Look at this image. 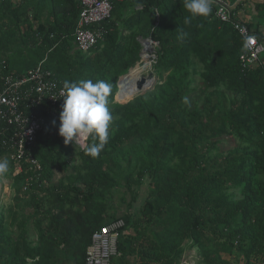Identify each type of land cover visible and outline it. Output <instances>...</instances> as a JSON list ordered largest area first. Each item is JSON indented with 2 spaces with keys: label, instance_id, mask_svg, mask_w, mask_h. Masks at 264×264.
Masks as SVG:
<instances>
[{
  "label": "trees",
  "instance_id": "trees-1",
  "mask_svg": "<svg viewBox=\"0 0 264 264\" xmlns=\"http://www.w3.org/2000/svg\"><path fill=\"white\" fill-rule=\"evenodd\" d=\"M109 2L110 18L88 27L90 32L101 28L103 39L85 54L75 45L81 0H0V78L23 76L40 65L67 93L56 115L47 116L50 126L36 137L32 156L42 170L38 185L31 184V195L41 192L42 180L52 179L54 163L72 176L71 183L56 185L45 197L56 205V213L51 216L47 211L42 218L51 216L48 227L36 220L35 244L25 240L23 225L14 239L0 218V264H56L61 260L56 252L60 246L72 259H80L74 264H83L92 234L107 225L102 215L89 210L88 200L97 188H110L112 178L105 168L115 165L118 149L133 138L139 144L124 151L126 168L135 162L147 172L151 191L134 236L121 219L125 240L118 244L119 256L113 264H126V255L139 256V264H179V244L185 240L202 249L204 264H255L264 257V62L242 68L243 38L233 23L216 20L214 8L205 0ZM127 10L133 15L125 19ZM236 22L264 41L251 24ZM124 23L134 30L128 37L119 35ZM139 38L159 44L155 68L168 73L161 94L147 104L140 97L106 111L119 78L141 67ZM191 56L205 67L200 76L209 92L202 110L190 109L185 100L191 93ZM221 86L241 98L229 101L219 91ZM86 104L94 108V127L81 149L59 127ZM110 117H116L113 123H108ZM111 126L116 138L97 149L94 144L110 141L105 130ZM231 136L247 145L225 155L217 153L211 142ZM71 146L80 149L81 164L75 174L73 159H66ZM7 154V148L0 149V159ZM19 186L23 191L25 183ZM219 227L222 239L206 235V228L215 235ZM52 229L60 237L58 244L48 236ZM220 252L239 256L230 262Z\"/></svg>",
  "mask_w": 264,
  "mask_h": 264
},
{
  "label": "rangeland",
  "instance_id": "rangeland-1",
  "mask_svg": "<svg viewBox=\"0 0 264 264\" xmlns=\"http://www.w3.org/2000/svg\"><path fill=\"white\" fill-rule=\"evenodd\" d=\"M252 4H257L258 11L261 12V15L264 16V0H257L258 3H255L253 0H250ZM248 0H242L241 4L243 6L248 4ZM241 7V10H245ZM131 10H127L123 17L125 19H128L133 14L131 13ZM247 15V14H246ZM247 17V16H246ZM264 20V18H263ZM129 24L122 25L121 31L119 32V35L128 37L131 35L134 30L131 28L129 29ZM135 28V27H134ZM136 28L139 30V26H136ZM140 39V38H139ZM138 39V40H139ZM140 42V41H139ZM153 44L154 50L152 52V69L151 71L147 70L144 74L152 73L154 76V83L153 86L143 93H140L139 95L135 96L134 99L132 98L130 101L123 103L117 96V91L111 101V103L107 106L106 111H111L114 106L116 105H126L128 103L135 102L138 98L144 97L146 100V104L149 103V101L156 99L161 94V89L163 88V84L166 81V78L168 76V73L162 72L160 69L155 68L156 60H157V50H159V44L157 42H151ZM140 47V54L142 53V60H143V52L141 44H139ZM139 54V58H140ZM212 58H215V55H212ZM191 66L189 67V77L188 81L190 94H188L185 98L186 104L190 109H197L202 110V103L205 99L206 94L209 92L205 89L204 84L202 83V79L200 74L205 71L204 64L200 62V60L195 57H190ZM264 62V55L260 58V63ZM138 63V62H137ZM120 79V78H119ZM118 89V88H117ZM220 92H223L229 101L238 100L241 98V95L235 92H229L225 90L222 86L219 88ZM86 104L82 106L77 113L80 116V120L74 125L73 130L74 133L80 143H82V148H85L86 140L92 131L94 127V119H93V113L91 111H87L88 107H85ZM94 109L93 106L91 107V110ZM90 118V121L92 122V126H90V130L88 133L86 132L85 135L79 136L77 127L80 126L81 123L84 122V120ZM116 117L112 118L110 117L108 119V123H113ZM82 127L84 124H81ZM84 130V129H83ZM106 133H110V137L107 138L110 141L104 142L102 141L103 146L99 145V143L94 144L97 149H101L109 145L112 140L116 138L115 130H112V126L105 130ZM88 141V140H87ZM217 143L212 141L211 143L215 145L216 149L218 150L217 153L225 155L227 152L234 148H243L247 144L240 141L237 137L231 136V137H222L217 139ZM85 144V145H84ZM139 140L138 138H133L123 146H121L117 153H119V159L116 161L115 165L113 167H106V171L109 175V177L112 178V184L110 188L106 189V186H101L100 188H97L94 191V194L92 195V198L88 200L89 203V210L93 212V214H100L104 218L103 225L109 224L112 221H116L119 219H122L123 221L128 222V234H131L134 236L135 234V228L138 226V223L143 220V215L141 213V209L144 205L145 200L148 198V195L151 191V183H150V177L147 172H143L141 167H137V164L133 162L128 169L125 165L126 160H124L125 152L129 146L136 145L138 146ZM75 145V144H74ZM76 147H80L78 145H75ZM76 147L71 146L69 149V154L66 155V159H73L72 165L75 167L72 169L73 174L76 173V171L79 169L78 165L80 166L81 162L78 156V151ZM111 149V148H107ZM212 155H214L216 152L212 151ZM12 163L5 157H2L0 159V215L1 220L4 222V227L8 234H12L14 239H18V236L20 235V231L23 225L22 230L25 231L24 238L27 241H31L32 243H36L38 240V235L36 231V220H42V218L46 215L48 211V215L53 213H56V205L55 204H49L46 201H44L45 197H48V193L52 191V189L56 185L66 186L72 181V176H70V171L60 169L56 163L52 164L50 166V172L52 173L51 180L47 181L42 180V183H40V189L41 192L38 193V196L33 198V195H31L30 191H19V185L23 183H27L29 181L33 183H37L40 178L41 171L37 172L34 168H27L25 172L22 174L24 175V179H16L15 176V169L13 171L12 169ZM77 167V168H76ZM20 175V174H19ZM44 177L42 179L46 178V174L43 175ZM91 177V176H90ZM89 177V178H90ZM45 181V182H44ZM38 185V184H33ZM86 188V187H85ZM70 194V193H69ZM74 194L71 193L70 197H72ZM41 201V203H40ZM80 202L83 203L82 198L80 197ZM27 203V204H25ZM29 205V206H28ZM33 206V207H32ZM72 211H76V208L69 207ZM68 207L66 206L64 209V212L67 213ZM4 214V216H2ZM33 216V217H32ZM35 216V217H34ZM51 216L45 220H42V224L44 226L48 227L50 224L52 225ZM62 224H64V216H62ZM7 220V222H6ZM102 225V226H103ZM35 227V228H34ZM221 227V226H220ZM217 228L219 232H217L215 235L214 233H211L209 228H206L205 233L207 236H216L215 239L220 238L222 239V230ZM54 229L51 231L49 230L48 236L53 237L56 239V244H58V240L60 241V237H58L56 234H53ZM57 232V231H55ZM62 236V235H61ZM34 246V245H32ZM179 250L181 252L178 263L179 264H204L203 263V256H202V249L198 248L193 242L190 240H185L182 243L179 244ZM57 254L61 258L60 261H58L56 264H74L80 261V259L76 258L75 260L71 258V253H64L63 252V246H60L56 250ZM219 256H221L223 259L228 260L230 262L238 259L239 254H234L232 256L228 254H224L222 252L219 253ZM127 259L126 264H139L138 257L136 255H126ZM31 263V262H30ZM236 263V262H234ZM254 263V262H253ZM255 264H264V257H260L258 260L255 261Z\"/></svg>",
  "mask_w": 264,
  "mask_h": 264
},
{
  "label": "built area",
  "instance_id": "built-area-1",
  "mask_svg": "<svg viewBox=\"0 0 264 264\" xmlns=\"http://www.w3.org/2000/svg\"><path fill=\"white\" fill-rule=\"evenodd\" d=\"M214 8V18L222 23H233L245 42V48L240 56L242 68L250 69L260 64V58L264 55V41L260 40L254 32L244 24L236 22V6L239 1L229 3L226 0H205ZM82 9L78 28L75 32L76 48L88 53L98 39H103L101 28L96 32H90L88 27L99 26L110 18L111 4L109 0H81ZM137 7L136 9H140ZM141 39H139L140 41ZM153 42V41H152ZM51 74L44 71L40 65L23 76L9 75L1 77L0 87V149L7 148L6 158L12 163L15 175L23 174L27 168L41 171V166L32 156L37 135L50 126L48 115H56L67 99V93L59 89L51 79ZM87 111L92 105H87ZM80 120L77 114H70L60 124L59 131L70 141L82 148L74 133L73 127ZM91 123L90 118L83 123ZM80 124L77 127L78 135L86 134ZM12 129V134L9 130ZM85 145V144H84ZM25 183L24 191H30L31 184ZM36 184V183H33ZM124 222L119 219L113 221L91 236L86 248L83 264H113V259L119 256L117 247L125 240V234L121 231Z\"/></svg>",
  "mask_w": 264,
  "mask_h": 264
},
{
  "label": "bare ground",
  "instance_id": "bare-ground-1",
  "mask_svg": "<svg viewBox=\"0 0 264 264\" xmlns=\"http://www.w3.org/2000/svg\"><path fill=\"white\" fill-rule=\"evenodd\" d=\"M140 44L143 52V62L141 64V67L133 71L132 73H126L118 81L119 92L117 96L121 100V102L124 101V103L130 101L132 98L140 94L135 90V83L147 70L151 71L152 69V52L154 50L153 44L144 39H141ZM153 83L154 81H149L146 89L148 88V86L151 88L153 86ZM90 126H92L91 123L84 124V133H88L91 128Z\"/></svg>",
  "mask_w": 264,
  "mask_h": 264
},
{
  "label": "crops",
  "instance_id": "crops-1",
  "mask_svg": "<svg viewBox=\"0 0 264 264\" xmlns=\"http://www.w3.org/2000/svg\"><path fill=\"white\" fill-rule=\"evenodd\" d=\"M226 1H228L229 3H232V2L234 3L235 1H239V4L236 6V15L238 19L243 20V22L245 23L251 24L252 30H258V32H260V34L264 36V20H263L264 16L261 15V12L258 11L257 4H252V2L248 0L249 1L248 4L246 3V5L243 6L241 4L242 0H226ZM253 1L255 3H258L257 0H253ZM242 6L245 9L243 11L241 10ZM2 216H4V214ZM0 218H1V215H0Z\"/></svg>",
  "mask_w": 264,
  "mask_h": 264
},
{
  "label": "water",
  "instance_id": "water-1",
  "mask_svg": "<svg viewBox=\"0 0 264 264\" xmlns=\"http://www.w3.org/2000/svg\"><path fill=\"white\" fill-rule=\"evenodd\" d=\"M148 42H152L151 39H145ZM149 81H154V76L152 73H147V74H143L135 83V90L137 93H143L144 91H146L147 89H149L150 87H147V84ZM146 89V90H145ZM118 90V89H117ZM119 92V90L117 91V93Z\"/></svg>",
  "mask_w": 264,
  "mask_h": 264
}]
</instances>
